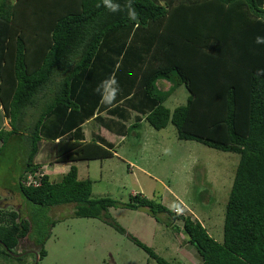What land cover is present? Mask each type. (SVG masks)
<instances>
[{
  "label": "trees",
  "instance_id": "trees-1",
  "mask_svg": "<svg viewBox=\"0 0 264 264\" xmlns=\"http://www.w3.org/2000/svg\"><path fill=\"white\" fill-rule=\"evenodd\" d=\"M98 4L101 0L0 3V104L11 128L0 130V164L20 143L14 188L32 207L26 217L1 212L0 239L9 247L29 236L44 258L56 224L49 212L63 205H73L74 218H105L126 233L103 217L120 204L92 198L91 180L78 179L74 163L112 157V145L103 139L81 141V125L107 107L121 119L130 108L157 131L171 124L179 140L239 160L221 242L191 216L139 194L121 206L181 220L201 264H264V74L257 76L264 71V43L255 42L264 37V0H133L138 26L126 11L111 13ZM109 76L121 91L106 106L95 89ZM158 80L169 82L170 89L162 93ZM178 86L189 96L170 111L164 102ZM72 131L76 140L65 139ZM42 140L50 145L48 165L66 163L69 169L58 181L44 174L37 187L27 186V176L42 169L35 161ZM130 238L158 264H168Z\"/></svg>",
  "mask_w": 264,
  "mask_h": 264
},
{
  "label": "rangeland",
  "instance_id": "rangeland-1",
  "mask_svg": "<svg viewBox=\"0 0 264 264\" xmlns=\"http://www.w3.org/2000/svg\"><path fill=\"white\" fill-rule=\"evenodd\" d=\"M188 96V91L178 86L170 91L164 106L172 111L184 105ZM133 121L132 115L125 128L114 127L110 124L115 122L104 119L89 121L83 127L87 139L91 133L103 135L113 143L121 159L75 164L78 179L91 180L92 198H110L120 204L108 208L103 217L116 222L126 233L117 231L105 218H74L73 205L52 208L49 215L56 224L44 246L46 255L38 264H158L130 237L168 264H201L196 250L187 242L181 220L172 221L163 213L152 216L146 208L130 210L121 206L134 194L171 208L172 212L177 207L183 216L197 220L211 238L222 241L225 206L238 155L179 140L171 124L157 131L144 120L131 128L137 122ZM17 145L20 143L5 152L0 164V213L14 211L26 217L32 207L14 188L21 167ZM49 155L50 145L42 142L36 163L48 165ZM130 163L140 169H129ZM41 171H48L53 181L61 178L50 167Z\"/></svg>",
  "mask_w": 264,
  "mask_h": 264
},
{
  "label": "crops",
  "instance_id": "crops-1",
  "mask_svg": "<svg viewBox=\"0 0 264 264\" xmlns=\"http://www.w3.org/2000/svg\"><path fill=\"white\" fill-rule=\"evenodd\" d=\"M160 83H161L162 85H161ZM156 85H157V88H158V89H159V87L162 86V88H161L162 90H165L166 88L169 90L171 84L169 85L168 83H166L165 80H158L157 83H156ZM159 90H160V89H159ZM162 90H160V91L162 92ZM168 90H166V91H168ZM166 91H164V92H166ZM108 109H110V107H107L106 110H102V111H98V112H96L92 118L86 120V121L81 125V131H82V134H83V140H81V141H82V142H90V141H95V142H97V141H100V139H103L106 143H110V144L112 145V148H111V149H112V151H113V156L110 157V158H107V159H113V158L121 159L120 156H118V154L115 152L113 143L110 142V141H109L107 138H105L103 135H101V134H98V135H97V134L91 133L90 140H88L87 137H86V135H85V133L83 132V127H84V125L87 124L89 121H93V120H94V121H95V120H100V121H102V120L104 119V120H106V121H108V122H111V121L115 122V123H112V124H110V125L119 128L120 126H124V127H126V125L128 124L130 118L132 117V115H133V119H134L133 122H135V121H137V122H141L142 120H144L145 117H144V115H141L140 113H137V112H135L134 110H132V109H130V108H126V109H127V110H126V114L124 115V118L121 119V118H118V117H116V116H112V115H110L109 112L107 111ZM108 122H106V124H107ZM131 125H132V124H131ZM0 127H3L2 129H3V130H6V131L11 130V128H10V126H9L8 119H6V118L4 117V114H3V110H2L1 104H0ZM119 137H120V139H122L124 136H119ZM65 139L72 140V141L76 140V137H74V135H73V131H72V133H71L68 137H66ZM42 142L47 143V141H45V140H42L41 143H42ZM41 143H40V146H41ZM47 144H49V143H47ZM0 146H1V143H0ZM105 160H106V159H105ZM91 161H92V160H91ZM93 161H94V160H93ZM95 161H98V160H95ZM80 162H81V161H80ZM76 163H78V162H76ZM76 163H74V165H75ZM126 163H127V162H126ZM130 166L133 167V168L137 167V165H135V163H134V164H133V163H130V164H129V169H130ZM46 167H48V168L50 167L51 170H53V171L55 172V174H60V175H62V173L65 174V173L67 172V170L69 169V164H66V163H60V164H54V165H52V166H49V165H43V166H42V169L45 170ZM44 168H45V169H44ZM64 168H65V169H64ZM133 168H132V169H133ZM137 168L140 169L139 167H137ZM47 172H48V171H47ZM47 172L44 171L45 174H47ZM77 172H78V171H77ZM47 175H49V174H47ZM49 176H50V175H49ZM50 177H51V176H50ZM176 208H177V207H173V209H176ZM167 209H168V208H167ZM173 209H172V210H173ZM169 210H171V208H170Z\"/></svg>",
  "mask_w": 264,
  "mask_h": 264
},
{
  "label": "clouds",
  "instance_id": "clouds-1",
  "mask_svg": "<svg viewBox=\"0 0 264 264\" xmlns=\"http://www.w3.org/2000/svg\"><path fill=\"white\" fill-rule=\"evenodd\" d=\"M101 5L111 13L126 11L128 18L136 21L138 26V13L135 7H133V0H125L123 5H121L119 0H101V4H98L97 7ZM255 42L257 44L264 43V37H257ZM261 74H264V71L258 70L257 76ZM95 91L100 95V102L102 104L111 106L116 102V97L120 94L121 89L115 76H109L101 82Z\"/></svg>",
  "mask_w": 264,
  "mask_h": 264
},
{
  "label": "flooded vegetation",
  "instance_id": "flooded-vegetation-1",
  "mask_svg": "<svg viewBox=\"0 0 264 264\" xmlns=\"http://www.w3.org/2000/svg\"><path fill=\"white\" fill-rule=\"evenodd\" d=\"M40 249L29 236L17 239L9 247L0 239V264H38L43 260L39 255Z\"/></svg>",
  "mask_w": 264,
  "mask_h": 264
},
{
  "label": "built area",
  "instance_id": "built-area-1",
  "mask_svg": "<svg viewBox=\"0 0 264 264\" xmlns=\"http://www.w3.org/2000/svg\"><path fill=\"white\" fill-rule=\"evenodd\" d=\"M44 174H45L44 171H38L31 175H28L26 178L27 186L37 187L40 183L41 177ZM173 212L177 215H182V211L180 209H174Z\"/></svg>",
  "mask_w": 264,
  "mask_h": 264
}]
</instances>
